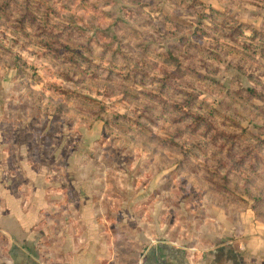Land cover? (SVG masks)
I'll list each match as a JSON object with an SVG mask.
<instances>
[{
  "label": "rangeland",
  "instance_id": "1",
  "mask_svg": "<svg viewBox=\"0 0 264 264\" xmlns=\"http://www.w3.org/2000/svg\"><path fill=\"white\" fill-rule=\"evenodd\" d=\"M250 2L0 0L1 182L45 172L67 203L71 175L115 229L264 222V25Z\"/></svg>",
  "mask_w": 264,
  "mask_h": 264
},
{
  "label": "crops",
  "instance_id": "2",
  "mask_svg": "<svg viewBox=\"0 0 264 264\" xmlns=\"http://www.w3.org/2000/svg\"><path fill=\"white\" fill-rule=\"evenodd\" d=\"M250 1L256 8L251 11L257 10L254 22L264 25V0ZM21 173L31 181L8 186L0 176V238L7 241L0 264H264V222L253 213L193 236L173 235V227L152 222L133 224L128 217L115 229L98 219L92 187H82L70 175L74 199L66 203L64 198L50 199L66 191L54 190L48 173ZM73 202L72 213L66 211L63 206ZM58 210L61 220L51 213Z\"/></svg>",
  "mask_w": 264,
  "mask_h": 264
}]
</instances>
